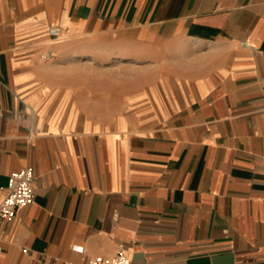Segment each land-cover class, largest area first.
I'll return each instance as SVG.
<instances>
[{
    "label": "crops",
    "instance_id": "crops-1",
    "mask_svg": "<svg viewBox=\"0 0 264 264\" xmlns=\"http://www.w3.org/2000/svg\"><path fill=\"white\" fill-rule=\"evenodd\" d=\"M55 62L139 67L160 114L81 121ZM26 167L0 264H264V0H0V200Z\"/></svg>",
    "mask_w": 264,
    "mask_h": 264
},
{
    "label": "rangeland",
    "instance_id": "rangeland-1",
    "mask_svg": "<svg viewBox=\"0 0 264 264\" xmlns=\"http://www.w3.org/2000/svg\"><path fill=\"white\" fill-rule=\"evenodd\" d=\"M47 41L48 44L51 43V40L47 39ZM49 56L46 52H43L40 54L39 59L46 63L51 60ZM51 66V70L63 71L65 79H59V82L63 81L65 88L69 87V89H72V84H74L76 87L75 92H80L83 110L76 111L75 117L81 121L93 120L94 122L104 123L110 120H118L122 116L127 115L142 120L160 114L158 111H150L145 114L142 111H138L135 107L130 109L123 108L125 106L121 102L123 93L136 89L139 82L142 84L143 82L152 81L146 77L148 73H137L138 70H143L139 67H115L113 63L86 66L81 62L76 66L64 62H55ZM147 68L145 70H151L150 66ZM73 72L76 77L73 76ZM89 97L91 99H88ZM94 107H96L95 110L90 109ZM62 113L67 116L71 112L64 111Z\"/></svg>",
    "mask_w": 264,
    "mask_h": 264
},
{
    "label": "built area",
    "instance_id": "built-area-1",
    "mask_svg": "<svg viewBox=\"0 0 264 264\" xmlns=\"http://www.w3.org/2000/svg\"><path fill=\"white\" fill-rule=\"evenodd\" d=\"M48 36L52 42L60 40V31L58 27H50L47 30ZM33 174L29 167L13 172L8 177L7 186L4 189L0 200V224L6 225L10 223L16 214V211L32 203L33 195ZM76 252L83 253V247L72 246ZM2 251L0 247V252ZM27 253V249L22 250ZM57 260L51 264H57ZM38 264H44L42 260ZM63 264H74L72 262H63ZM84 264H132L123 250H118L112 259H104L102 257H94Z\"/></svg>",
    "mask_w": 264,
    "mask_h": 264
},
{
    "label": "bare ground",
    "instance_id": "bare-ground-1",
    "mask_svg": "<svg viewBox=\"0 0 264 264\" xmlns=\"http://www.w3.org/2000/svg\"><path fill=\"white\" fill-rule=\"evenodd\" d=\"M116 63H117L119 66L123 65V64L120 63L119 61H116ZM86 64H92V63L90 62V63H86ZM125 65H126V64H125Z\"/></svg>",
    "mask_w": 264,
    "mask_h": 264
}]
</instances>
